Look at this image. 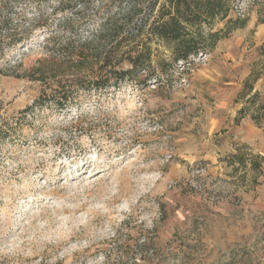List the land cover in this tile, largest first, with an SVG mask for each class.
I'll return each instance as SVG.
<instances>
[{"label": "rangeland", "instance_id": "obj_1", "mask_svg": "<svg viewBox=\"0 0 264 264\" xmlns=\"http://www.w3.org/2000/svg\"><path fill=\"white\" fill-rule=\"evenodd\" d=\"M130 3L90 2L87 21L69 12L67 27L54 16V31L0 56V264H264V167L250 166L264 157V117L238 122L246 81L264 103V0H230L247 26L193 64L154 41L137 81L76 82L68 50ZM55 80L70 102L36 105Z\"/></svg>", "mask_w": 264, "mask_h": 264}, {"label": "trees", "instance_id": "obj_2", "mask_svg": "<svg viewBox=\"0 0 264 264\" xmlns=\"http://www.w3.org/2000/svg\"><path fill=\"white\" fill-rule=\"evenodd\" d=\"M98 1L102 0H0V56L7 46L15 47L26 42L31 37L30 33L35 32L37 28L52 30L51 19L54 16L63 17L65 27L71 24L69 12L77 13L81 21L84 19L87 21L89 13L86 9L90 7V2ZM129 2L131 3L122 21L114 16L102 24V30L98 35L84 40L80 47L71 51L68 50L69 45L59 48L64 52L68 50L69 58L76 59L73 62L76 82L86 80L92 87L100 89L107 88L110 84L116 86L122 80L137 81L140 68L152 57L154 41L168 47L177 63L193 64L198 57L208 54L221 40L228 38L235 30L247 26L249 22L245 14L232 16L230 0H129ZM35 3L38 13L23 20L26 15L18 7ZM79 4L81 7L77 9ZM145 8L150 9L153 14L146 15L138 25L134 18H138ZM223 22L225 23L223 28L214 30ZM133 27H137L136 31L128 33L127 31ZM142 35L146 36L143 40V49L135 47L124 49ZM54 40L55 36L51 33L47 42L52 44V41L55 43ZM144 57L146 59H143ZM166 62L164 59V65ZM63 63L61 60L60 64ZM125 64L129 66L125 67ZM6 76L0 70V83ZM259 78L260 75L257 74L254 81ZM245 84L246 87L249 86L250 93L246 95L247 103L239 110L238 122L251 115L256 124H261L264 103L259 102L258 91L252 94L255 90L254 84L250 86L248 81ZM80 86L91 89V86L86 84ZM63 93L61 81L55 80L53 84L42 83L35 103L42 106L45 99L55 98L60 94L63 96L56 100L59 104L65 105L70 102L71 97L67 98ZM232 158L236 159L234 162L239 166L244 165L247 168L249 165L247 155L244 153H235ZM250 166L262 175L264 157L258 154L251 159Z\"/></svg>", "mask_w": 264, "mask_h": 264}, {"label": "crops", "instance_id": "obj_3", "mask_svg": "<svg viewBox=\"0 0 264 264\" xmlns=\"http://www.w3.org/2000/svg\"><path fill=\"white\" fill-rule=\"evenodd\" d=\"M247 116L251 117V115H247ZM251 118H252V117H251Z\"/></svg>", "mask_w": 264, "mask_h": 264}, {"label": "built area", "instance_id": "obj_4", "mask_svg": "<svg viewBox=\"0 0 264 264\" xmlns=\"http://www.w3.org/2000/svg\"><path fill=\"white\" fill-rule=\"evenodd\" d=\"M201 56H203V54Z\"/></svg>", "mask_w": 264, "mask_h": 264}, {"label": "water", "instance_id": "obj_5", "mask_svg": "<svg viewBox=\"0 0 264 264\" xmlns=\"http://www.w3.org/2000/svg\"><path fill=\"white\" fill-rule=\"evenodd\" d=\"M203 55H206V54H203Z\"/></svg>", "mask_w": 264, "mask_h": 264}]
</instances>
